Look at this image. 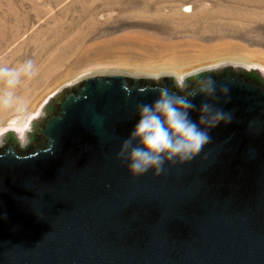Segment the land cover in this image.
<instances>
[{
	"label": "water",
	"instance_id": "water-1",
	"mask_svg": "<svg viewBox=\"0 0 264 264\" xmlns=\"http://www.w3.org/2000/svg\"><path fill=\"white\" fill-rule=\"evenodd\" d=\"M258 72L204 69L186 75L181 89L170 73L100 71L63 86L31 119L24 144L13 129L0 144V264H264ZM208 80L230 122L211 128L190 162L133 178L117 153L137 105L153 103L162 88L189 95ZM204 100L194 96L192 120Z\"/></svg>",
	"mask_w": 264,
	"mask_h": 264
},
{
	"label": "rangeland",
	"instance_id": "rangeland-1",
	"mask_svg": "<svg viewBox=\"0 0 264 264\" xmlns=\"http://www.w3.org/2000/svg\"><path fill=\"white\" fill-rule=\"evenodd\" d=\"M0 15V28L4 21L9 34L0 49V66L31 60L36 67V74L16 90L20 97L31 90L30 106L23 98L17 107L0 104V144L10 129L24 144V131L56 87L90 73H170L180 78L178 70L192 74L224 65L251 70L243 60L264 59L261 0H0ZM56 15L68 29L43 51L42 42L54 40L53 32L44 31L57 24ZM57 56L62 57L60 65L36 84L35 78ZM253 68L264 76V67ZM3 87L0 81V92ZM31 112L36 115L30 117Z\"/></svg>",
	"mask_w": 264,
	"mask_h": 264
},
{
	"label": "clouds",
	"instance_id": "clouds-1",
	"mask_svg": "<svg viewBox=\"0 0 264 264\" xmlns=\"http://www.w3.org/2000/svg\"><path fill=\"white\" fill-rule=\"evenodd\" d=\"M36 74L31 60L16 66H0V104L13 108L23 104L17 89ZM175 78V77H174ZM177 86L184 88V78H175ZM227 96L229 89H221ZM217 89L211 80L200 82L197 92L176 95L167 88L159 90L158 98L149 104H138V119L129 136L122 142L117 159L125 164L133 178L152 172L159 176L166 165L184 164L194 159L209 143V130L220 122H230L231 115L215 107ZM195 95L205 100L199 106V121L191 119Z\"/></svg>",
	"mask_w": 264,
	"mask_h": 264
},
{
	"label": "bare ground",
	"instance_id": "bare-ground-1",
	"mask_svg": "<svg viewBox=\"0 0 264 264\" xmlns=\"http://www.w3.org/2000/svg\"><path fill=\"white\" fill-rule=\"evenodd\" d=\"M11 1V0H10ZM258 1V0H257ZM262 2L264 1V0H261ZM254 2V1H253ZM260 5V4H259ZM15 14H16V12H14ZM1 16V15H0ZM57 16V15H56ZM3 17V16H2ZM4 17H5V15H4ZM1 19V18H0ZM2 20V19H1ZM5 20V19H4ZM56 21H57V24L55 25V26H50L49 27V29H46L44 32H48V31H50V32H53V35H54V40L51 42V43H46V42H42V44H41V46H42V50L44 51V50H46L47 48L49 49L50 47H52L54 44H56L57 43V41H58V39L62 36V35H64L65 33H66V31H67V27L65 26V25H62L61 26V23H62V21H61V18L59 17V16H57V18H56ZM1 23V22H0ZM64 23V22H63ZM62 23V24H63ZM5 25H6V23H4V21H3V24H2V28H0V49L1 48H3V45H4V43H5V40L7 39L6 37L9 35L8 33H6L4 30H3V28L6 30V28H5ZM9 28V27H8ZM19 30V29H18ZM77 32V31H76ZM79 32V31H78ZM41 33H43V32H41ZM74 34V33H73ZM41 36V35H40ZM14 37H16L15 35H14ZM53 39V38H52ZM40 40V39H39ZM76 41V40H75ZM40 46V47H41ZM70 46V45H69ZM69 46H66V47H64L63 49V51L62 52H64ZM60 50V49H59ZM58 53V52H57ZM52 58V61L50 62V64L47 66V72L45 73V72H42L41 74H39L38 75V78L36 79L35 78V80H36V84H39L38 82H40V81H43V79H45L47 76H48V74H49V72L51 71V69H52V67H54V66H56L55 64H59V63H61L60 61H62L61 60V56H57V57H51ZM55 58H57V60H59L58 62H55L56 61V59ZM64 59H65V57H64ZM243 61H246V62H248V67L250 68V67H264V59L263 60H257V61H254V62H252L253 60H251V61H247V59L246 60H243ZM48 62V61H47ZM60 65V64H59ZM206 67V66H205ZM205 67H202V68H205ZM202 68H200V69H202ZM56 69V68H55ZM200 69H197V70H200ZM53 70V69H52ZM177 72V74H178V76L181 78V77H183L184 75H186V74H189V73H191V71L189 70H178V71H176ZM49 75H51V74H49ZM49 78V77H48ZM47 79V78H46ZM72 81H68L67 83H61L58 87H56V89L53 91V93L55 92H57L60 88H62L63 86H65V85H68V84H70ZM41 83V82H40ZM31 93V90L29 89V90H27V93L25 92V95L24 96H22V98L24 99V101H26L27 102V105L30 103V102H28V101H30V100H28V96H29V94ZM53 93H51V95L53 94ZM29 106H30V104H29ZM15 109V108H14ZM4 112H2V113H0V116L3 114ZM34 115H36V113H34V112H31V114L29 115L30 117H33Z\"/></svg>",
	"mask_w": 264,
	"mask_h": 264
},
{
	"label": "flooded vegetation",
	"instance_id": "flooded-vegetation-1",
	"mask_svg": "<svg viewBox=\"0 0 264 264\" xmlns=\"http://www.w3.org/2000/svg\"><path fill=\"white\" fill-rule=\"evenodd\" d=\"M257 75H259L260 77H262L264 79V77L260 74V72L256 73ZM40 137V135L38 134V132L36 131L34 134H32L30 142L28 147H26L24 150L28 151L30 148L33 147V143Z\"/></svg>",
	"mask_w": 264,
	"mask_h": 264
}]
</instances>
